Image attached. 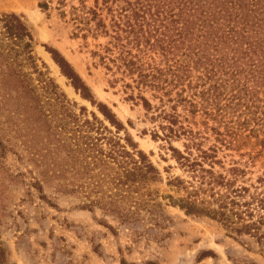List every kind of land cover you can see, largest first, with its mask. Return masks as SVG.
<instances>
[{"label":"trees","instance_id":"16d2710c","mask_svg":"<svg viewBox=\"0 0 264 264\" xmlns=\"http://www.w3.org/2000/svg\"><path fill=\"white\" fill-rule=\"evenodd\" d=\"M54 2L43 0L39 7L48 12ZM61 12L66 20L68 13ZM69 14L83 38H108L92 56L113 77L111 86L122 83L128 101L153 113L152 120L164 121L163 134L153 138L185 140V152L171 150L191 181L175 177L168 182L183 192L166 197L169 205L216 221L236 238L255 239L264 249V193L257 186L254 191L237 186L245 173L238 167L229 169L232 179L215 170L217 165L225 169L221 147L253 145L264 151V0H94L93 7L84 1ZM0 26V124L11 112L32 126L50 127L44 109L64 113L84 175L99 170L82 208L100 207L129 226L144 220L143 211L151 221L162 219L156 212L167 204L157 201L150 188L163 182L161 172L137 150L127 125L109 105L96 101L59 51L50 49L63 75L104 117L92 113V120L81 119L40 66L33 30L23 16L5 14ZM86 114L82 108L81 115ZM211 137L218 145L205 149ZM259 185L264 187V178ZM0 264H7L1 247Z\"/></svg>","mask_w":264,"mask_h":264},{"label":"rangeland","instance_id":"374dc122","mask_svg":"<svg viewBox=\"0 0 264 264\" xmlns=\"http://www.w3.org/2000/svg\"><path fill=\"white\" fill-rule=\"evenodd\" d=\"M42 1L0 0V18L11 13L23 16L33 30L40 66L81 119L92 120V113L100 120L104 117L63 75L50 49L59 51L74 67L97 102L113 109L127 125L137 150L146 153L160 170L163 182L150 188L157 201L167 205L156 212L163 216L158 222L146 218L148 213L143 211L144 220L132 226L100 207L82 208L89 202L86 193L93 190L99 170L84 175V161L72 151L77 148V140L71 139L65 128V114L46 107L42 113L51 122L50 127H44L32 126L16 113H6L0 124V140L5 147H0V247L7 264H264V249L255 239L236 238L216 221L187 215L169 205L166 197L178 198L183 192L168 182L175 177L191 181V174L181 168L171 150L172 146L185 152V140L154 139L156 132L163 134L160 125L164 121L152 120L153 113L128 101L122 83L111 86L113 77L92 56L108 38H83L69 14L73 6L81 7L84 1L93 7L94 0H66V7L55 0L48 12L39 7ZM65 10L66 20L61 15ZM82 108L87 109L85 117ZM42 113L37 117L43 118ZM105 124L109 125L107 121ZM212 145L218 144L211 137L203 147ZM193 153L194 157L198 154L195 149ZM219 159L225 169L217 165V172L232 179L229 169L238 167L245 173L236 185L257 186L258 192L264 193L259 185V178H264V151L260 146L246 145L239 150L221 147Z\"/></svg>","mask_w":264,"mask_h":264}]
</instances>
